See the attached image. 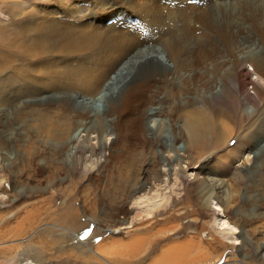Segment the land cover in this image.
<instances>
[{
    "label": "bare ground",
    "instance_id": "1",
    "mask_svg": "<svg viewBox=\"0 0 264 264\" xmlns=\"http://www.w3.org/2000/svg\"><path fill=\"white\" fill-rule=\"evenodd\" d=\"M223 1L198 0V4H190L187 0H101L96 5L97 10L88 15L72 11L60 16L54 12L21 11L13 15L10 22L16 27L14 33L7 38V44L0 46V103L10 104L24 97L35 99L49 92L65 95L36 107L32 106L34 103L28 104L26 109H29L22 111V115L27 112L35 116L33 119L48 138L56 139H46V135L43 136L45 139H24L22 155L25 160L23 168L16 174L19 179L16 177L12 181L14 191L47 193L65 180L61 174H65L66 166L72 162L76 167L81 166L84 173L78 181L71 180L66 188H77L86 179L83 200L99 212L95 214L86 209L85 217L104 224L106 230L116 234L131 230L134 222L129 223L127 205L144 203L141 200L147 194L142 192L150 181H158L161 176L169 178L172 171L179 175L185 170L183 164L192 165L193 160L188 155L190 149L184 154L178 149L179 136L169 145L164 139L167 132L163 131L168 119L193 103L190 94H203L205 106L202 104L198 113L204 118H208L207 113L214 111L217 105L235 116L241 107L254 99L240 77L249 63L250 66L254 64L252 70L257 78L252 84L264 108V0ZM196 23L200 24L199 38L191 27ZM184 26L190 28L184 30V36L177 37ZM154 40L162 44L148 46ZM189 40L196 41V45L188 49L185 41ZM126 69L130 71L122 81L125 84L119 99L112 100L107 112L101 116L97 113L99 110H95L96 104L102 102L110 83ZM245 74L249 76V72ZM73 94H81L80 97L90 101L94 108L76 110ZM169 103L170 106H166ZM155 108L159 109L155 112ZM92 117L95 118L93 123ZM189 122L187 120L186 124ZM198 135L191 127V140L198 142ZM107 136L110 139H106ZM15 141L0 138V160L13 155L11 148H17L19 153ZM172 152L176 159L166 156ZM256 166L257 162L253 168ZM71 173H77L76 169L73 168ZM208 179L209 183L202 182L199 191L207 206L224 188L217 178L209 176ZM29 182H36V186L32 188L33 183ZM2 184L0 177V188ZM164 187L163 191L167 192V186ZM186 187L179 199L163 198L162 204L153 202L145 211L149 219L155 220L154 225L158 216L173 212L176 207H179L178 211L184 210L188 199ZM55 189L52 197L58 193ZM257 196L255 198L264 206V193L262 197ZM31 213L34 214L33 210L26 213L23 222L33 224L38 214L32 216ZM78 215L79 211L72 208L65 214L72 224ZM19 224L23 226L22 222ZM82 228L69 230V238L76 244L70 250H76L88 259L101 255L99 251L102 253L106 242L89 247L79 235L74 236L75 231ZM15 230L19 231V228ZM150 232L131 235L130 243H125L128 248L123 255L125 264L146 249L151 242L147 236ZM242 234L245 243L252 242L245 239L243 231ZM117 239L110 238L108 243L117 245ZM263 248L264 245H256V253ZM172 250L165 252L159 262L170 263L191 252L182 246Z\"/></svg>",
    "mask_w": 264,
    "mask_h": 264
},
{
    "label": "rangeland",
    "instance_id": "2",
    "mask_svg": "<svg viewBox=\"0 0 264 264\" xmlns=\"http://www.w3.org/2000/svg\"><path fill=\"white\" fill-rule=\"evenodd\" d=\"M187 1L190 4H198V0ZM227 1L232 0H224L223 2L226 3ZM234 1L238 2L239 0H233L232 3ZM100 2L101 0H0V46L7 44V38L14 33L16 27L10 21L12 16L17 15L16 13L19 11L35 14L54 12L53 14L59 16L72 11L78 15L82 13L88 15L97 10L96 5ZM209 7L210 5L207 6V9ZM76 13L75 15H77ZM191 27H194V35L199 38L201 34L200 24L196 23L195 26L191 25ZM189 28L187 26L182 27L180 33L178 31L177 37L184 36L186 33L184 30ZM4 33L9 36H4ZM147 36L150 37V34ZM155 44L160 46L162 43H156L154 40L148 46ZM195 45L196 41L194 40L185 41V46L188 49ZM256 52L258 53V51ZM250 65L246 63L240 77L245 89L254 99L247 106L241 107L235 116L229 115L224 107L217 105L214 111L207 113L209 117L204 118L198 113L202 106H205L203 94H190L189 98L193 99V103L186 105L174 118L166 121L163 126V131L167 132L164 139L166 138L168 144L171 145L178 135L180 153L184 154L189 148L188 155L193 162L192 165L183 164L185 170L179 175L172 171L169 178L161 176L158 181H150L148 187L142 192L147 194L141 200L144 202L142 205L134 206L132 203L127 205L129 223L133 220L134 225H132L131 230L133 229L135 233L128 229L116 234L106 230L104 224H99L85 217L84 210L86 209L95 214L99 212L93 206L90 207L89 204H85L83 200L87 188L86 179L80 182V187L66 188L71 180L78 181L84 173L81 166L76 167L72 162L66 166L65 174H61L62 178L65 176L64 183L60 182L57 187H52V190H46L47 193L14 191L12 181L16 177L19 179L16 174L23 168L22 163L25 160L22 155L24 139L51 138H48L40 129V124L33 119L35 116L33 117L31 113V115L27 112L24 113L29 109H26L29 107L27 105L34 103L32 106L35 105L36 107L40 103L58 100L65 95L49 92L35 99L24 97L18 100L19 102L0 103V109L3 107L0 110V138L6 141L15 139L14 145L19 148V153L17 148H11L10 152L13 155L9 159H5L6 156H4L3 160H0V173L2 174L0 177L3 179L2 188H0V264H125L123 255L128 249L125 247V243H130L131 235L136 236L140 233L142 235L146 231H151L147 235L151 242L137 258L128 259V264H246V262L264 264V248L258 254L255 249L256 245L257 247L264 245V206H261L260 200L255 198L257 195V197H262L261 195L264 193V108L252 84V80L257 78L252 70L254 64H252L253 66ZM129 71L124 70L110 83L106 96L102 102H98L95 106V110H99L98 114L104 116L110 102L119 99L125 84V82L122 84V81ZM246 72H249V76H245ZM80 96L81 94L72 95V103L76 110L94 108L90 101H84ZM11 106L13 107L11 108ZM166 106H170V103ZM6 108L7 111H5ZM158 109L153 110L156 112ZM23 110L24 114L22 115ZM187 120L190 121L188 124H186ZM94 121L95 118L92 117L91 123ZM191 127H194L199 133L198 142L192 141L190 138ZM78 134L83 135L79 132ZM44 135H46L45 138ZM107 137L106 139H110L109 136ZM111 137L113 139V136ZM157 152L161 153L159 149ZM174 153H166V156L176 159ZM256 162L257 166L253 168ZM73 168L76 169L77 173H71ZM209 176L220 180L219 183H222L224 188L207 206L200 198L199 191L202 182L209 183ZM21 179L25 180L24 178ZM29 184H32V188L36 186V182H29ZM165 185L168 189L167 192L163 191ZM186 186L189 191L187 190V201L184 197L186 203L184 210H181L183 214L177 210L179 207H176L175 211L158 216L157 224L154 225L155 220L149 219L145 211L150 209L153 202L162 204L163 198L170 197L171 201L173 198L179 199L182 197L181 192ZM53 189L58 193L52 197ZM91 194L94 192L92 191ZM54 205L55 207H53ZM68 208L79 211V215L73 224L67 220V217H70L65 216ZM31 210L34 213H31L32 216L38 214L36 220L33 224L26 220L23 222L26 213ZM178 213L181 214V217ZM255 214L257 217H254ZM21 222L23 226H20L19 223ZM224 222L225 225H223ZM70 227L74 229L84 228H82L83 230H76L77 233L74 236L79 235L80 240L85 241L86 244L90 245L89 247L94 248L102 241L106 242L102 253L99 251L101 255L88 259L76 250H72V252L70 249L76 244L69 238L71 236L69 230H73ZM100 227L105 230H100ZM16 228H19V231L15 230ZM242 231L245 234V239L251 240V243L243 241ZM95 233L97 235L94 237L93 234ZM110 238L117 239V245L112 246L108 243ZM176 246H182L191 252L170 263H160V258L163 257L164 253L168 250L169 253L173 252L172 248ZM69 251L71 252L69 253Z\"/></svg>",
    "mask_w": 264,
    "mask_h": 264
}]
</instances>
